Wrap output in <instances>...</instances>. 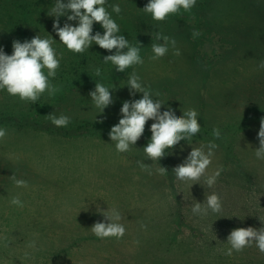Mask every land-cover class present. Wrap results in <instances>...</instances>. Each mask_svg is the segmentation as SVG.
Returning a JSON list of instances; mask_svg holds the SVG:
<instances>
[{"label": "rangeland", "instance_id": "374dc122", "mask_svg": "<svg viewBox=\"0 0 264 264\" xmlns=\"http://www.w3.org/2000/svg\"><path fill=\"white\" fill-rule=\"evenodd\" d=\"M148 2L107 0L120 34L130 44L142 45L144 63L123 73L103 62L106 54L98 45L78 54L59 41L56 18L48 15L55 0H0V47L6 54H12L14 40L30 41L37 34L52 36L53 47L62 54L51 79L59 89L54 96L45 92L32 104L0 90V117L11 112V100L19 112L14 111L16 121L0 123L7 128L0 140V264H264L255 245L225 254L233 229L264 227V159L255 156L264 119V68L259 67L264 60V0H197L190 12L181 9L163 22L141 10ZM114 4L121 13L112 11ZM66 22L78 25L59 18L61 27ZM193 30L202 35L193 37ZM157 31L176 40L179 56L170 46L167 55L151 59ZM73 67L80 79L69 83ZM96 68L101 78L84 74ZM133 70L153 94L160 93L155 98L165 104L161 111L170 106L177 116L189 108L199 112L201 131L159 162L143 151L154 121L146 123L130 152L118 153L108 135L121 118L123 102L142 98V93L131 96L126 85ZM95 82L115 86L114 103L103 114L89 96ZM52 113L67 115L71 122L56 127L48 118ZM214 128L220 129L219 139ZM210 141L218 147L205 176L197 182L176 179L172 169L191 147ZM137 161L149 164L151 174ZM159 166L167 174H159ZM217 168L223 171L209 188L206 178ZM13 173L28 186L16 187ZM213 192L222 198V211L194 215L192 206ZM14 196L23 201L22 208L10 203ZM113 208L123 217L126 235L99 239L91 227L107 222L102 212ZM32 241L35 248L28 247Z\"/></svg>", "mask_w": 264, "mask_h": 264}, {"label": "clouds", "instance_id": "9594fccd", "mask_svg": "<svg viewBox=\"0 0 264 264\" xmlns=\"http://www.w3.org/2000/svg\"><path fill=\"white\" fill-rule=\"evenodd\" d=\"M196 3L197 0H149L141 10L151 14L153 20L163 22L170 15L179 13L181 9L190 12ZM106 4L107 0H67L66 3L64 0H55L48 15L56 18L53 29L58 35L59 41L69 51L82 54L89 50L93 44L109 53L115 50L114 54L103 56V62L105 64L110 62L115 66L116 71L124 73L126 69L144 63L141 56L142 45L140 43L141 46L132 45L125 35L120 34V26L112 18ZM111 7L112 11L117 14L122 11L119 4H114ZM65 16L67 21H78V25L73 26L66 22L61 27L59 18ZM94 23L101 25L104 29L103 34L99 31L93 34ZM200 35H202L201 32L193 30V37ZM155 40L158 43L151 45L153 52L151 59L153 61L167 55L170 46L175 49V55L181 54L180 50L176 48L174 38L157 31ZM54 41L52 36L51 38H42L39 34L30 41L27 39L23 42L14 40L11 55L6 54L0 47V90H6L10 96L19 97L21 101L32 104H35L45 92L49 96H54L59 89L51 83V79L55 78L62 59V54L58 56L53 47ZM125 49L126 51H124ZM259 67L264 68V60L260 61ZM95 74L100 77L102 75L101 69L96 68ZM126 85L131 96H135L136 93L143 95L140 99L123 102L120 109L121 118L108 133L110 140L115 142V149L118 153L131 151L132 147L143 136L146 123L149 120L154 122L150 126V140L143 151L152 162H159L160 159L171 154V150L182 140H191L201 131V124L198 122L199 112L196 109L189 108L181 112V116H177L175 110L170 106L161 111L165 104L160 99L155 98L159 97L160 93L153 94L135 70L128 76ZM112 91H115V86L109 87L102 82H95V89L90 91L89 96L95 107L101 110L99 114H103L104 110L114 103ZM48 118L56 127H67L71 122V118L64 114L57 116L52 113L48 115ZM95 122L103 123V120L96 121L95 118ZM6 135L7 128L0 127V140L4 139ZM257 135L260 146L255 150V156L257 159H264V119L260 121ZM213 136L216 139L220 138L219 128L213 129ZM205 147L207 151H205ZM217 147L218 145L211 141L206 146L191 147L192 150L183 162L172 169L176 179L182 182L199 181L211 166L215 155L214 150ZM137 164L142 170L151 174L149 164L144 163V161H137ZM222 171L223 168H217L212 175L207 176L205 183L209 188L216 184ZM158 172L165 175L168 169L159 166ZM10 179L16 187L28 186L27 181L17 179L15 173L10 176ZM10 203L21 208L24 206L23 201L18 196H14ZM222 207L220 194L213 192L205 197L204 203L196 202L192 206V212L194 215L207 216L209 211L213 214L220 213ZM102 215L107 222L97 221L94 223L91 227L92 233L99 239L112 237L118 240L122 239L126 235L127 229L121 223L123 217L119 210L116 208L107 209V211L102 212ZM141 227L146 228V225L142 224ZM227 242L230 244L225 252L228 256L233 255L234 252H242L245 248L253 245L260 253L264 254V227L233 229L227 237ZM28 247L35 248V241L30 242Z\"/></svg>", "mask_w": 264, "mask_h": 264}, {"label": "trees", "instance_id": "16d2710c", "mask_svg": "<svg viewBox=\"0 0 264 264\" xmlns=\"http://www.w3.org/2000/svg\"><path fill=\"white\" fill-rule=\"evenodd\" d=\"M101 29H102L101 25L99 23H97L93 27V33L94 32H97L98 30H101ZM114 52H115V50H113L112 53H109L107 50H104L103 49L102 52H101V54H103V55H105V54L106 55H109V54H114ZM72 69H73L72 74L74 75V77L69 76V77L66 78V81L69 82V83H71L72 81H75L77 78L80 79L79 76H78L79 75V70L77 69V67H73ZM84 74L96 75L95 74V71H92V72H84ZM97 78H101V76L100 77L97 76ZM8 106H9L11 112H8L6 114H5V112H2L1 117H0V123L8 124V123H11V122L16 121L18 119V117H19V115L17 113H15V112H18L16 110L17 102L11 100V104H9Z\"/></svg>", "mask_w": 264, "mask_h": 264}]
</instances>
